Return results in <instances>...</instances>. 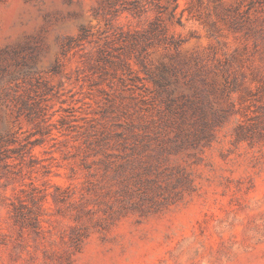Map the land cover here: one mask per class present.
Returning a JSON list of instances; mask_svg holds the SVG:
<instances>
[{
  "label": "rangeland",
  "instance_id": "rangeland-1",
  "mask_svg": "<svg viewBox=\"0 0 264 264\" xmlns=\"http://www.w3.org/2000/svg\"><path fill=\"white\" fill-rule=\"evenodd\" d=\"M0 264H264V0H0Z\"/></svg>",
  "mask_w": 264,
  "mask_h": 264
}]
</instances>
